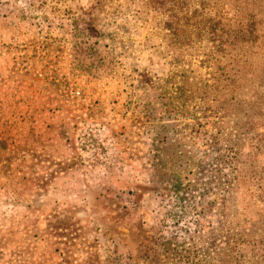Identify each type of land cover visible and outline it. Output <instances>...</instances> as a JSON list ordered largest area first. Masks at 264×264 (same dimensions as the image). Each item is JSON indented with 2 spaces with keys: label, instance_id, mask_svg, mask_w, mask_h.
Returning a JSON list of instances; mask_svg holds the SVG:
<instances>
[{
  "label": "rangeland",
  "instance_id": "obj_1",
  "mask_svg": "<svg viewBox=\"0 0 264 264\" xmlns=\"http://www.w3.org/2000/svg\"><path fill=\"white\" fill-rule=\"evenodd\" d=\"M8 3L0 0V8ZM39 3L48 10L79 4ZM107 12L116 40L101 49L95 78L114 89L124 75L128 93L142 91L146 77L178 97L167 116L175 123L165 169L159 154L154 164L147 118L138 112L146 93L127 121L134 125L117 141L116 133L104 137L106 167L120 168L116 178L86 196L71 220L51 209L53 222L28 227L24 248L14 241L13 250H0L4 261L103 264L98 242L106 233L138 264H264V151L257 145L264 141V0H115ZM101 135L88 126L80 141Z\"/></svg>",
  "mask_w": 264,
  "mask_h": 264
},
{
  "label": "crops",
  "instance_id": "obj_2",
  "mask_svg": "<svg viewBox=\"0 0 264 264\" xmlns=\"http://www.w3.org/2000/svg\"><path fill=\"white\" fill-rule=\"evenodd\" d=\"M69 1L79 4L73 9L48 10L39 0H9L0 8L3 252L13 250L10 243L14 241L24 248L28 227L53 222L51 209L59 210L58 220L63 215L60 212L71 220L73 209L86 205V196L95 190L101 193L104 181L111 183L120 171L116 159L117 165L106 167L104 140L113 139L116 133L117 141L120 132L134 125L128 123L134 104L124 90L126 76H121L114 89L95 78L102 70L101 49L110 50L114 42L105 35L110 33L116 40V29L106 22L107 5L98 13L104 26L99 23L97 27L109 31L92 37L74 24L87 15L83 8L92 0ZM88 126L103 132L100 142L93 138L80 141ZM119 143L124 141L119 139ZM3 252L0 264H9Z\"/></svg>",
  "mask_w": 264,
  "mask_h": 264
},
{
  "label": "trees",
  "instance_id": "obj_3",
  "mask_svg": "<svg viewBox=\"0 0 264 264\" xmlns=\"http://www.w3.org/2000/svg\"><path fill=\"white\" fill-rule=\"evenodd\" d=\"M112 1L113 0H92L90 3H88V5H86L83 8V10L87 12V15L80 17L79 18L80 20L76 19L74 21L76 28L80 27L82 29H85L88 35L92 37H99L100 34H103L108 29H105L104 27H101V29H99L97 27L99 23H102V26H104L103 23L104 20L101 21V19L98 16L99 15L98 13L100 10H103L106 7V5H108V3H111ZM105 36H108L110 40L112 35H110V33H107V35ZM142 83H143V85L141 84L143 87L142 91L138 92V90L135 89L133 91L131 90L129 91L128 93L129 100L131 103L135 105L136 104L135 102L140 101L141 97L147 93L145 95L146 97L145 106H142L141 108L139 105V108L142 113L140 112L139 109L138 112L139 114L147 118V124L149 128L147 130L148 133L151 132V137L149 138L151 140L154 164L155 162H158L157 154H159L160 165L164 170L166 165L165 163L166 160L162 159V156H165L166 149L170 144L168 141L170 138L169 133L171 130H173L172 127L174 124L172 123H175L172 121H168L167 116H170L172 114L171 113V111H173L172 102L176 97H173L175 95H169V94H168L169 96H167L165 91L156 90V88L153 89V86L149 85V80H146V77L142 78ZM129 85L136 87V89L138 86L133 83V79H131ZM158 114L160 117H156V115ZM257 145H259L261 151H264V141L258 142ZM186 166L187 165H185L184 167ZM189 171H191V169H189ZM237 186H238V175L233 176L232 178L233 192H236ZM98 245H99L100 253L102 255L103 264H107L108 259L112 260L113 262L112 264H138L137 262H135L136 260L132 256L120 251L118 248L119 247L118 243L114 241V238L110 236L108 237L106 233L101 235V239L99 240ZM237 245L238 243L234 242V244L231 246L229 250L230 251L237 250L238 249Z\"/></svg>",
  "mask_w": 264,
  "mask_h": 264
},
{
  "label": "built area",
  "instance_id": "obj_4",
  "mask_svg": "<svg viewBox=\"0 0 264 264\" xmlns=\"http://www.w3.org/2000/svg\"><path fill=\"white\" fill-rule=\"evenodd\" d=\"M15 1H17V0H15Z\"/></svg>",
  "mask_w": 264,
  "mask_h": 264
}]
</instances>
